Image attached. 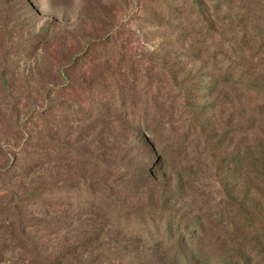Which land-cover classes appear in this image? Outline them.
I'll use <instances>...</instances> for the list:
<instances>
[{
    "label": "rangeland",
    "instance_id": "1",
    "mask_svg": "<svg viewBox=\"0 0 264 264\" xmlns=\"http://www.w3.org/2000/svg\"><path fill=\"white\" fill-rule=\"evenodd\" d=\"M223 1L0 0V264H264V18Z\"/></svg>",
    "mask_w": 264,
    "mask_h": 264
},
{
    "label": "trees",
    "instance_id": "2",
    "mask_svg": "<svg viewBox=\"0 0 264 264\" xmlns=\"http://www.w3.org/2000/svg\"><path fill=\"white\" fill-rule=\"evenodd\" d=\"M243 1H246V4H248V6H244L242 4ZM223 3H224V1L220 4V6L219 5H217V7L213 6L209 10L204 11L205 19H206L205 22L209 23L211 26L212 25L213 26H221V25L229 22L230 18L227 16V12L230 11V9H229L230 4L228 1H225L224 4ZM231 4H234V2H232ZM235 6H236V8L231 9L232 11L238 10L239 12H242L244 16L250 14L251 18H253L256 15H258L260 17L262 16L264 18V0H237V5H235ZM222 10L225 13L224 15H223ZM221 13H222V16L220 17L219 15ZM255 20H254V23H256ZM257 22H258V24L256 23L253 27L254 32H264V21H262V23H261L258 20ZM204 25H207V24L206 23L200 24V26H203L205 29ZM212 56H213V54H212Z\"/></svg>",
    "mask_w": 264,
    "mask_h": 264
}]
</instances>
